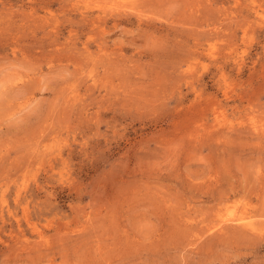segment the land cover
Wrapping results in <instances>:
<instances>
[{
	"label": "rangeland",
	"instance_id": "1",
	"mask_svg": "<svg viewBox=\"0 0 264 264\" xmlns=\"http://www.w3.org/2000/svg\"><path fill=\"white\" fill-rule=\"evenodd\" d=\"M0 264H264V0H0Z\"/></svg>",
	"mask_w": 264,
	"mask_h": 264
}]
</instances>
